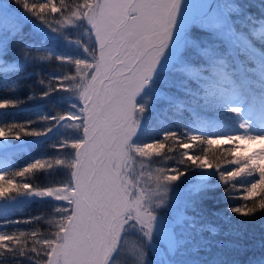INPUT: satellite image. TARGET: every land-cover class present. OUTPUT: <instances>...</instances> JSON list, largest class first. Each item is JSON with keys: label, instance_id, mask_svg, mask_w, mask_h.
<instances>
[{"label": "snow or ice", "instance_id": "1", "mask_svg": "<svg viewBox=\"0 0 264 264\" xmlns=\"http://www.w3.org/2000/svg\"><path fill=\"white\" fill-rule=\"evenodd\" d=\"M262 144L264 0H0V264H264Z\"/></svg>", "mask_w": 264, "mask_h": 264}, {"label": "rangeland", "instance_id": "2", "mask_svg": "<svg viewBox=\"0 0 264 264\" xmlns=\"http://www.w3.org/2000/svg\"><path fill=\"white\" fill-rule=\"evenodd\" d=\"M258 147H264V144H262V145H258Z\"/></svg>", "mask_w": 264, "mask_h": 264}, {"label": "trees", "instance_id": "3", "mask_svg": "<svg viewBox=\"0 0 264 264\" xmlns=\"http://www.w3.org/2000/svg\"><path fill=\"white\" fill-rule=\"evenodd\" d=\"M37 210H38V209H35V208L33 209V211H37Z\"/></svg>", "mask_w": 264, "mask_h": 264}]
</instances>
